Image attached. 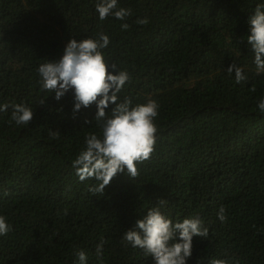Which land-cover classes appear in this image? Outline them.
Wrapping results in <instances>:
<instances>
[{"label": "trees", "instance_id": "16d2710c", "mask_svg": "<svg viewBox=\"0 0 264 264\" xmlns=\"http://www.w3.org/2000/svg\"><path fill=\"white\" fill-rule=\"evenodd\" d=\"M99 2L0 0V105L34 114L18 126L11 107L0 112V216L11 227L0 236V264H80L79 251L87 264H154L123 237L161 199L165 217L197 218L209 231L193 237L186 264H264V73L247 43L249 17L264 0H118L131 9L124 21H101ZM99 33L110 40L105 61L130 76L118 102L159 108L155 151L139 176L118 174L92 194L96 181L81 182L72 162L89 133L101 136L96 104L74 114V91L57 101L42 90L38 67L62 58L70 40ZM232 63L245 81L228 74Z\"/></svg>", "mask_w": 264, "mask_h": 264}, {"label": "clouds", "instance_id": "9594fccd", "mask_svg": "<svg viewBox=\"0 0 264 264\" xmlns=\"http://www.w3.org/2000/svg\"><path fill=\"white\" fill-rule=\"evenodd\" d=\"M96 11L101 21L109 16L124 21L131 15V9L119 7L118 0H100ZM137 23L146 25L149 21L144 18L138 19ZM248 25L247 43L254 53L257 73H264V4L256 6ZM121 27L122 30H127L129 25L123 23ZM109 43V37L103 33H99L96 39L89 38L79 42L72 39L66 45L62 58L38 67L42 90L55 93L57 101L69 91H74V114L96 104L95 121L101 129V136L89 133L85 137V147L72 162L81 182L96 181L88 189L92 194H104L105 188L110 186L118 174H126L131 179L137 178V165L151 158L156 145L157 127L154 121L158 116L159 105L154 100L134 107L130 99L118 102V94L130 81V76L126 71L117 72L115 65L109 66L105 61L102 50ZM109 68L117 74L110 73ZM227 72L229 75L235 73L237 84L247 79L243 69L234 63L228 67ZM110 103L115 107L111 110V116H108L105 110ZM44 104L45 101L42 100L41 105ZM10 107L11 120L16 125L28 126L33 120L32 109L23 104L5 103L0 105V112H6ZM257 107L264 113V99L259 101ZM51 134L54 139L60 135L53 131ZM166 204V200H159L144 219L136 222L135 229L125 232L123 240L126 246L142 249L146 256L153 258L154 264H186L192 255L193 237L206 239L209 231L197 218H185L182 222L174 223L160 211V206ZM217 215L221 222L226 221L223 206ZM10 231L6 218L0 216V236L7 235ZM103 243L102 241L97 246L98 258H102ZM77 255L80 264H87V256L83 251H79ZM210 264H228V261L212 259Z\"/></svg>", "mask_w": 264, "mask_h": 264}]
</instances>
